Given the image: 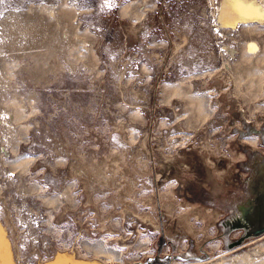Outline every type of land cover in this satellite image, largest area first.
<instances>
[{
	"label": "rangeland",
	"instance_id": "374dc122",
	"mask_svg": "<svg viewBox=\"0 0 264 264\" xmlns=\"http://www.w3.org/2000/svg\"><path fill=\"white\" fill-rule=\"evenodd\" d=\"M221 5L0 0V225L14 264L142 261L157 218L175 254L200 258L173 264H264V234L228 229L226 195L241 156L247 167L264 147V22L225 26ZM133 218L152 232L131 240Z\"/></svg>",
	"mask_w": 264,
	"mask_h": 264
},
{
	"label": "water",
	"instance_id": "95a60500",
	"mask_svg": "<svg viewBox=\"0 0 264 264\" xmlns=\"http://www.w3.org/2000/svg\"><path fill=\"white\" fill-rule=\"evenodd\" d=\"M261 142L264 146L263 134L261 137ZM251 157L252 159L254 158V161L248 164L247 169L252 173H254L255 175V178L251 184V190L256 195L255 204L258 207V211H254L251 209L249 210L244 209L242 211V214L250 216L249 218H242V223L241 220L238 218H234L232 220V223L234 224L235 227H239V229L242 228L246 231L245 238L247 239L256 238L264 234V156L259 155L257 152H255L251 155ZM252 159L250 158V162ZM255 226H257V228H255ZM138 227H140L143 230H148L152 232L150 225H148L146 222L138 218H133L132 222L125 223L123 229L126 232L131 233V240H133L137 236ZM0 232L4 243V246L0 252L3 260V264H14L10 256L9 244L3 234L1 225H0ZM162 237H163V232H162ZM160 253H161V249L157 248V254L155 256H149L144 258L142 261L127 262L125 264H173V262L176 260H181L187 263L193 262L195 260H200L199 257H187L184 256L183 254H175L174 252L168 255H160ZM40 264H101V263L98 261L77 260L65 254H58L54 256L52 259Z\"/></svg>",
	"mask_w": 264,
	"mask_h": 264
},
{
	"label": "flooded vegetation",
	"instance_id": "af4514ba",
	"mask_svg": "<svg viewBox=\"0 0 264 264\" xmlns=\"http://www.w3.org/2000/svg\"><path fill=\"white\" fill-rule=\"evenodd\" d=\"M257 151H258L257 153L259 155L264 156V147H262L260 145V147ZM241 157L242 158L238 161V164L236 166V168H237V170H236V182L232 186H226V187L230 188V191L226 192V195L228 196V194H229V196H230L233 194L231 197H232V200L235 201V207H234L235 218H239L241 220V223H242V218H249L250 217L248 215H243L242 211L244 209H247V210L251 209L254 211H258V207L255 204L256 195L251 190V184L255 178V175H254V173L249 171L247 169V167L245 166V163L248 161L247 156L244 155ZM253 161H254V158L251 160L250 163H252ZM224 190H227V189H224ZM227 216H229V215H227ZM225 217H223V218H225ZM227 227H228V229H233L235 226L233 224V225H228ZM235 228H239V227H235ZM255 228H257V226H255ZM154 230L158 233V237H157L158 241H157L155 247L161 249L160 255L171 254L173 252L172 251V245H171L172 242L168 241V239L166 238V234H165L166 230H165V226H164V222H163L162 218H161V220L159 218H157V225L154 226ZM237 230H240L239 232L245 231L242 228L237 229ZM162 232H163V237H162ZM156 254H157V252L153 253L152 255L154 256Z\"/></svg>",
	"mask_w": 264,
	"mask_h": 264
},
{
	"label": "bare ground",
	"instance_id": "6f19581e",
	"mask_svg": "<svg viewBox=\"0 0 264 264\" xmlns=\"http://www.w3.org/2000/svg\"><path fill=\"white\" fill-rule=\"evenodd\" d=\"M219 16L222 23L229 27L245 23L262 24L264 22V4L262 0H222ZM256 45L252 43L250 49L255 50ZM3 246L0 232V252ZM239 259L248 260V256H238L234 258V262H238Z\"/></svg>",
	"mask_w": 264,
	"mask_h": 264
}]
</instances>
